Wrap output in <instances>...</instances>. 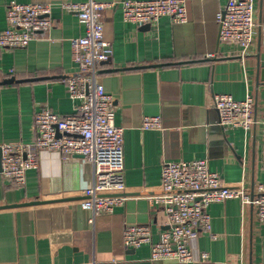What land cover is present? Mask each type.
Returning a JSON list of instances; mask_svg holds the SVG:
<instances>
[{
	"label": "crops",
	"instance_id": "0c3cea01",
	"mask_svg": "<svg viewBox=\"0 0 264 264\" xmlns=\"http://www.w3.org/2000/svg\"><path fill=\"white\" fill-rule=\"evenodd\" d=\"M86 1L0 0V32L12 3ZM185 3L183 23L162 17L155 25L137 26L124 22L118 8L98 17L112 47L110 59L99 66V79L113 98L115 125L123 129L126 201L91 223L80 206L91 185L90 163L42 151L24 186L0 174V207L52 201L0 208V264H180L152 261L149 246L129 249L122 239L126 225H148L153 241L168 229L165 213L145 199L159 190L163 162L206 159L225 185L242 184L249 193L264 182V82L255 58L257 52L264 55V0H255V38L244 59L238 45L219 41L217 14L227 0ZM52 19L51 30L27 47L0 49V145L31 144L34 113L41 107L62 116L74 113L63 81L78 71L71 40L82 35V24L77 14L58 9ZM9 79L15 82L1 84ZM219 94L254 98L256 124L250 132L220 125L214 106ZM144 117H159L161 128L142 129ZM208 213L216 238L198 231L190 242L191 264H264V228L252 206L230 199L211 204Z\"/></svg>",
	"mask_w": 264,
	"mask_h": 264
},
{
	"label": "built area",
	"instance_id": "2783aa9c",
	"mask_svg": "<svg viewBox=\"0 0 264 264\" xmlns=\"http://www.w3.org/2000/svg\"><path fill=\"white\" fill-rule=\"evenodd\" d=\"M118 8L126 23L137 26L155 25L162 17L174 23L187 19L185 0H123L82 3H12L6 8L7 27L0 32V49L27 47L30 42L47 34L52 26L53 11L75 13L83 33L71 40L72 60L77 65L75 75L63 82L74 113L62 116L48 107L34 113L35 139L31 144L10 142L0 145V174L17 187L26 183V173L38 168L42 151L57 152L64 157H82L92 166L89 188L84 190L80 206L90 213V222L102 214H110L122 206L127 197L124 181L123 129L115 125L111 95L99 79V66L112 55V47L104 38L100 13ZM219 41L239 46V58L252 53L256 31L255 0H227L218 12ZM219 123L224 128H240L250 132L256 124L254 98L251 95L236 100L231 95L214 96ZM142 129H160L159 117H144ZM152 207L160 208L168 219V229L153 241L148 225H126L123 244L129 249L150 247V259H174L180 264L193 263L190 242L198 231L211 239V217L208 207L238 199L242 207L252 206L257 224L264 228V182L253 185L251 193L242 184L225 185L219 174L209 170L206 159L163 162L158 192L145 196ZM207 254H201L206 260Z\"/></svg>",
	"mask_w": 264,
	"mask_h": 264
},
{
	"label": "water",
	"instance_id": "95a60500",
	"mask_svg": "<svg viewBox=\"0 0 264 264\" xmlns=\"http://www.w3.org/2000/svg\"><path fill=\"white\" fill-rule=\"evenodd\" d=\"M255 58L257 61V76H259V74H260V76H259L260 82L263 83L264 82V55H261L260 52H257L255 55ZM14 82H15L14 79H9V80L3 81V83H1V84H11ZM50 202H52V201H34V202H30V203H23V204H19V205H9V206L0 207V208H16V207H21V206H36V205H41V204L50 203Z\"/></svg>",
	"mask_w": 264,
	"mask_h": 264
}]
</instances>
